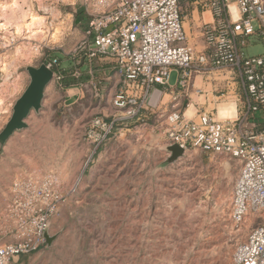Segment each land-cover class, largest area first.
I'll list each match as a JSON object with an SVG mask.
<instances>
[{
	"label": "rangeland",
	"instance_id": "rangeland-1",
	"mask_svg": "<svg viewBox=\"0 0 264 264\" xmlns=\"http://www.w3.org/2000/svg\"><path fill=\"white\" fill-rule=\"evenodd\" d=\"M80 5L79 0H0V67L7 83L0 87V132L28 84L27 66L57 57L61 70L70 69L68 53L87 22ZM31 14L44 16L49 27L62 23L58 41L30 39L27 29L14 27ZM189 24L187 16L184 28L192 44ZM23 45L32 49L30 60L18 57ZM263 47L261 39L249 37L244 53L259 55ZM83 73L73 94L51 78L41 107L25 119L27 126L0 145V241L14 235L6 210L13 184L30 174L52 175L63 200L50 218L51 240L39 250L43 264H229L253 225L252 217L239 226L229 217L238 162L192 148L169 160L159 112L145 122L119 124L94 151L84 133L95 116L111 118L112 92L109 85L96 95ZM175 78L172 71L169 82Z\"/></svg>",
	"mask_w": 264,
	"mask_h": 264
},
{
	"label": "built area",
	"instance_id": "built-area-1",
	"mask_svg": "<svg viewBox=\"0 0 264 264\" xmlns=\"http://www.w3.org/2000/svg\"><path fill=\"white\" fill-rule=\"evenodd\" d=\"M197 1L211 14L199 26V47L188 43L178 0H79L87 22L68 53L69 75L78 80L86 72L98 95L103 90L93 63L104 59L112 64L108 81L116 79L111 118H92L84 139L95 151L119 124L145 122L159 112L168 146L236 160L229 217L237 226L252 217L253 225L235 246L229 264H264V124L255 119L264 114V47L259 55L244 53L249 37L261 39L264 46V0ZM9 45L3 43V48ZM43 64L63 89L59 59ZM172 71L174 83L169 82ZM197 77L209 88L197 85ZM78 85L81 81L72 87ZM194 94L202 101H193ZM228 99L235 116L218 118V104ZM62 200L52 175L30 174L13 184L6 210L15 240L0 245V264L45 244L50 218Z\"/></svg>",
	"mask_w": 264,
	"mask_h": 264
},
{
	"label": "crops",
	"instance_id": "crops-1",
	"mask_svg": "<svg viewBox=\"0 0 264 264\" xmlns=\"http://www.w3.org/2000/svg\"><path fill=\"white\" fill-rule=\"evenodd\" d=\"M178 1H179L180 5L184 6V10H182V8H181L183 28H184V19L188 16V19L191 23V25L189 24V26H191V28H190L191 31L189 30V33H190L191 37H193V39H195V41L192 44H190L189 40H188V43L190 45H195V46L199 47L201 45V39L198 37L199 36V31H198L199 26L201 25L202 20H204V21L210 20L211 14H210L209 10L202 7L198 3L197 0H178ZM187 2H188V4H187ZM184 11H185V14H183ZM207 12L209 13V17L205 16V14ZM206 18H208V19H206ZM85 26H86V23L84 25V28H85ZM82 30H84V29H82ZM184 30H185V28H184ZM185 32H186V30H185ZM186 35L188 38L187 33H186ZM80 68L82 70H84V66H80ZM111 70H112V64L109 60L100 59V60L94 61V63H93V74H94V77L100 81V87L102 88V90H105V88L110 85L111 86L110 91L113 92V90L115 89V86H116V79H115L114 83H112L111 81H108L109 77H110L109 74L111 73ZM64 72H65L64 73L65 77H64L63 81L68 82V84H66L64 82L65 84H64L63 89H65L68 93L73 94V93H75L74 90L76 88L72 87V86L75 84H78L80 82L81 78L76 80L69 75V73H70L69 70H67V71L64 70ZM83 74L85 77H88L86 72H84ZM195 83L197 85L201 86L202 88H206V89L209 88V85H206L202 80H200L199 77H197L195 79ZM209 98H211V97L209 96ZM192 99H193V101H198V100H201V97H198L197 95L194 94L192 96ZM234 116H235V113H234ZM255 119H257L258 123L264 124V114L263 115H256ZM48 235H49V237L51 235V233L49 231H48ZM14 240H15L14 235H11V236H9L8 240L0 241V245L12 242ZM44 246H46V243L37 250L38 253H35L32 255V257L29 261H25V258H24L29 254H24V255H20L21 257L18 256L16 258H14L11 264H43V261L41 259L39 260L38 257H39V254L41 253L39 250Z\"/></svg>",
	"mask_w": 264,
	"mask_h": 264
},
{
	"label": "water",
	"instance_id": "water-1",
	"mask_svg": "<svg viewBox=\"0 0 264 264\" xmlns=\"http://www.w3.org/2000/svg\"><path fill=\"white\" fill-rule=\"evenodd\" d=\"M26 8V7H24ZM27 10V9H26ZM26 71L29 81L21 95L16 99L12 106V113L0 132V145L15 131L27 126L25 119L31 110L38 111L41 107L44 89L52 78V70L48 69L43 63L39 66H27ZM166 150L170 153L169 160L176 159L182 155L183 150L177 145L167 146ZM46 243L51 238L45 233Z\"/></svg>",
	"mask_w": 264,
	"mask_h": 264
},
{
	"label": "bare ground",
	"instance_id": "bare-ground-1",
	"mask_svg": "<svg viewBox=\"0 0 264 264\" xmlns=\"http://www.w3.org/2000/svg\"><path fill=\"white\" fill-rule=\"evenodd\" d=\"M17 4V3H16ZM16 5H13L11 7V9L15 8ZM231 10L234 12L235 11V5L231 4L230 5ZM11 11V10H10ZM58 12L55 11L54 14L56 15ZM14 27L17 28V30H28V37L27 38H36L39 39L40 41H44L45 39H49V42H56L58 41L59 37L62 34V23H55L54 25H52V27H49L46 21V18L44 16H36L34 14H31V16H29V19L24 21V23H20V22H15ZM1 28V27H0ZM33 32V33H31ZM27 33V32H26ZM22 34V33H21ZM23 48H25V50H22L18 53V57L22 56L24 57L25 60H30V58H32V49L31 47H26V45L22 46ZM35 49V48H34ZM34 56V55H33ZM2 63H0L1 65ZM4 71L1 70L0 67V87H3L4 85V81L6 82V80H4L2 78V74ZM4 84V85H3ZM12 86L15 88V84H12ZM3 96L0 95V109L3 108ZM217 110H218V115H220L221 117H225V116H233L235 113V108H234V104H218L217 106ZM193 113V106H190L187 110V115L190 116ZM219 118V117H218Z\"/></svg>",
	"mask_w": 264,
	"mask_h": 264
},
{
	"label": "trees",
	"instance_id": "trees-1",
	"mask_svg": "<svg viewBox=\"0 0 264 264\" xmlns=\"http://www.w3.org/2000/svg\"><path fill=\"white\" fill-rule=\"evenodd\" d=\"M66 84H68V82H65Z\"/></svg>",
	"mask_w": 264,
	"mask_h": 264
}]
</instances>
